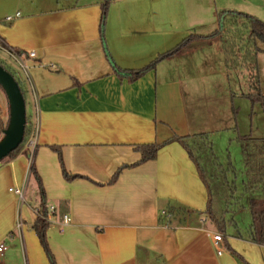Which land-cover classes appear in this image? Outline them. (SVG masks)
I'll return each instance as SVG.
<instances>
[{
    "label": "crops",
    "instance_id": "crops-1",
    "mask_svg": "<svg viewBox=\"0 0 264 264\" xmlns=\"http://www.w3.org/2000/svg\"><path fill=\"white\" fill-rule=\"evenodd\" d=\"M105 1L0 0L1 41L35 52L22 75L39 120L32 162L47 205L71 217L62 229L56 215L46 232L56 264H264V246L250 240V210L222 232L205 213L208 188L175 138L216 124L214 106L196 111L194 100L214 101L216 78L227 73L224 53L217 62L214 50L219 37L208 38L197 18L200 5L109 0L101 31ZM190 35L202 37L137 80L119 75ZM153 143L161 145L157 156L144 161L136 146ZM27 146L0 161V242L8 244L0 264H50L33 228L41 193ZM29 177L37 195L20 201L10 188L25 193ZM170 207L185 210L180 222L167 223ZM19 219L23 237L10 238Z\"/></svg>",
    "mask_w": 264,
    "mask_h": 264
},
{
    "label": "trees",
    "instance_id": "trees-1",
    "mask_svg": "<svg viewBox=\"0 0 264 264\" xmlns=\"http://www.w3.org/2000/svg\"><path fill=\"white\" fill-rule=\"evenodd\" d=\"M102 8L103 16L101 31H103L104 19L109 8V0H106L105 3H103ZM217 22L219 24L218 29H215L212 33H210L208 38L219 37L221 39L224 49V66L226 71L229 73L234 69L248 67L256 73V78L259 82L257 75L258 57L264 49L257 45V41L264 44V22L253 15L237 11H223L222 13H218ZM200 37L202 36L190 35L175 48L160 54L148 65L139 69L118 71V73L121 77L126 76L133 82L144 76L150 70L155 69L156 65L160 61L173 55L186 44ZM246 43H248V46H246ZM1 44L5 45L3 41H1ZM5 47L7 46L5 45ZM7 48L14 51L18 55L24 54L21 50H15L10 47ZM0 65L10 72L17 80L28 109L30 93L28 79L26 77L18 76L17 69L8 63L5 64L4 62H0ZM256 94L257 93L252 92L249 95L253 102L262 99L260 94ZM33 118L32 114L28 113L27 110L23 142L6 158L16 157L27 146L28 141L33 137L35 132V119ZM7 125L5 124L0 130V137L3 136V131L6 129ZM175 138L187 149L190 158L194 161L198 168L201 179L208 188L209 199L205 213L222 232H226L227 223L233 220L234 205L240 206L241 204V198L236 195L235 182L229 178V173L234 168L232 162L230 161L227 166H224L219 162L214 151L210 133L208 132H199L187 135L176 134ZM238 142L242 148V156L246 173V179L243 181V184L245 192L249 195L248 204L252 218L249 228L250 240L264 246V138L242 135L238 136ZM160 146L161 145L158 143L143 144L136 146V149L141 152L143 160L145 161L154 159L157 156ZM33 163L34 162H32L30 167V172L38 180L41 193V204L36 210L37 215L33 228L39 237L50 264H56L55 257L48 246L46 232L51 225L52 218L56 215L62 216L66 212H59L55 207V212L51 213L50 206H48L45 201L41 179ZM117 176L118 173L114 175L111 182H114ZM73 177L75 176H71L69 178ZM184 215L185 210L170 207L166 212L165 217L167 223L171 224L175 220L180 222ZM228 216H230V218H228ZM164 220H162V222H164Z\"/></svg>",
    "mask_w": 264,
    "mask_h": 264
},
{
    "label": "rangeland",
    "instance_id": "rangeland-1",
    "mask_svg": "<svg viewBox=\"0 0 264 264\" xmlns=\"http://www.w3.org/2000/svg\"><path fill=\"white\" fill-rule=\"evenodd\" d=\"M157 2L158 0H150ZM167 2L188 1L197 3L199 11H195L200 20L205 24L206 35L218 29L217 16L223 11H237L253 15L264 22V0H162ZM197 12V13H196ZM209 14V16H208ZM202 24V23H201ZM206 24L214 28L206 27ZM202 30V27H201ZM222 41L216 38L215 50L217 62H220L224 53ZM257 45L264 49V44L257 41ZM248 46V43H246ZM254 46V45H253ZM250 47V46H249ZM224 56V55H223ZM0 62L9 64L16 68L18 76L23 75V70L18 67L16 62L3 51L0 52ZM220 63H218V66ZM219 70V68H218ZM217 70V74H219ZM227 72V71H226ZM223 79L217 77L215 81V98L214 101L198 96L195 103L198 107L194 110L199 111L201 108L207 109V103L214 106L216 124L213 126L199 127L196 132H210V138L213 143L217 159L224 166L231 161L234 168L229 173V178L235 182L236 195L241 198L240 206L234 205L233 215L244 220V214L249 211V195L244 190L243 181L246 179L242 148L238 142V136L249 135L255 138L264 137V51L258 57L257 75L251 68L234 69L229 73H224ZM229 75V76H228ZM23 77V76H22ZM258 83H257V82ZM260 94L262 99L252 101L250 93ZM191 108H192V102ZM30 105V104H29ZM28 105V113L30 106ZM221 117V118H220ZM214 119V118H213ZM9 122V103L7 97L0 87V130ZM203 126V125H202ZM206 128V129H205ZM27 158L30 157V147L27 146V152L24 153ZM25 200L30 202L37 195V184L33 177L26 180ZM244 206V207H243ZM250 212V211H249Z\"/></svg>",
    "mask_w": 264,
    "mask_h": 264
},
{
    "label": "water",
    "instance_id": "water-1",
    "mask_svg": "<svg viewBox=\"0 0 264 264\" xmlns=\"http://www.w3.org/2000/svg\"><path fill=\"white\" fill-rule=\"evenodd\" d=\"M0 87L9 103V122L0 137V161L17 149L24 139L27 107L15 77L0 65Z\"/></svg>",
    "mask_w": 264,
    "mask_h": 264
},
{
    "label": "built area",
    "instance_id": "built-area-1",
    "mask_svg": "<svg viewBox=\"0 0 264 264\" xmlns=\"http://www.w3.org/2000/svg\"><path fill=\"white\" fill-rule=\"evenodd\" d=\"M12 20H13V17H11V16L6 18V22H11ZM0 51L7 53V55L10 56L16 62L18 67L20 69H22L25 73H28V70H29L27 60L35 58V52H33V51L28 52L27 55L16 54L14 51L5 47V45H2L1 39H0ZM38 121L39 120L37 119V122L35 123L34 135L28 141V146L30 147V160H31V162H32L33 157H34V151L37 148L38 135H39V123H38ZM10 191L15 193L19 197L20 201H24V188L23 187H12V188H10ZM50 211H51V213H54L55 207H50ZM163 214H165V213L163 212ZM70 223H71V217L69 214L66 213L63 215L62 220L58 222V225H59V227H61L63 229L64 227L68 226ZM23 228H24V222H23V220L19 219L15 224V231H13L9 235V237L13 238V237H15V235H17L20 239H22ZM213 241H214L215 246L217 248L218 254L221 255L223 253V248L221 245V242H223L222 234L217 233V234L213 235ZM7 249H8L7 242L1 241L0 242V257L4 256Z\"/></svg>",
    "mask_w": 264,
    "mask_h": 264
}]
</instances>
